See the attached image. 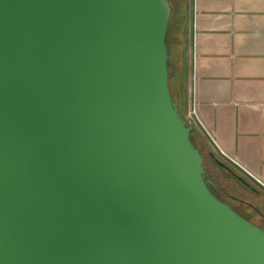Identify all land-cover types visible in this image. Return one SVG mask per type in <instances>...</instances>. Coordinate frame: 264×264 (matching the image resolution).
Here are the masks:
<instances>
[{"label":"water","instance_id":"water-1","mask_svg":"<svg viewBox=\"0 0 264 264\" xmlns=\"http://www.w3.org/2000/svg\"><path fill=\"white\" fill-rule=\"evenodd\" d=\"M171 13L0 0V264H264L172 94Z\"/></svg>","mask_w":264,"mask_h":264},{"label":"crops","instance_id":"crops-1","mask_svg":"<svg viewBox=\"0 0 264 264\" xmlns=\"http://www.w3.org/2000/svg\"><path fill=\"white\" fill-rule=\"evenodd\" d=\"M187 39L196 130L264 189V0H190Z\"/></svg>","mask_w":264,"mask_h":264},{"label":"rangeland","instance_id":"rangeland-1","mask_svg":"<svg viewBox=\"0 0 264 264\" xmlns=\"http://www.w3.org/2000/svg\"><path fill=\"white\" fill-rule=\"evenodd\" d=\"M169 2L172 8L168 38L170 41V50L172 55L173 68H174L173 87L175 90V95L178 98H180L181 97L180 82L182 80L181 78H182V63H183L182 58L186 52V49L184 52L185 45L183 43V35L185 36L186 34L187 36L190 0H169ZM187 45H188V39H187L186 48ZM178 104L180 106V110L184 113L187 108V105H183L181 101H179ZM198 143L199 146L203 147V144H201L199 141ZM215 154L221 161L229 164L230 166L234 167L236 170H239L237 167H235L232 163H230L228 160L223 158L217 152ZM204 166L207 170V173L210 174L209 176L211 177V179L214 182L216 181L215 182L216 184L237 194L243 192V195L246 196L248 200L258 202L261 204L262 207H264V197L258 196L256 193L252 191L244 190V188L240 185L237 179L231 177L226 169L216 165V163L212 161L208 156H204Z\"/></svg>","mask_w":264,"mask_h":264},{"label":"flooded vegetation","instance_id":"flooded-vegetation-1","mask_svg":"<svg viewBox=\"0 0 264 264\" xmlns=\"http://www.w3.org/2000/svg\"><path fill=\"white\" fill-rule=\"evenodd\" d=\"M227 165L229 166V169L223 166L222 167L229 172L231 177L237 179V181L244 188V190L252 191L256 193L258 196L264 197V189L258 183H256L251 177H249L247 174L243 173L242 171L236 170L234 167L230 166L229 164ZM207 175L209 176L210 174L207 173ZM237 175H240L243 178H245L250 183L251 186L246 185L245 183L240 181L237 178ZM215 182L212 180L213 187L215 188L219 197L222 200L228 202L230 205L235 207L242 215H244L245 217L249 218L256 224L264 228V207H262L260 203L252 200H248V198L243 195V192L239 194L235 192H231L225 189L224 187L216 184Z\"/></svg>","mask_w":264,"mask_h":264},{"label":"trees","instance_id":"trees-1","mask_svg":"<svg viewBox=\"0 0 264 264\" xmlns=\"http://www.w3.org/2000/svg\"><path fill=\"white\" fill-rule=\"evenodd\" d=\"M169 27H170V25H169ZM183 33H184V31H183ZM168 35H169V28H168V34H167V44H168V47H169V54H170V85H171V89H172V94H173V96L175 97V99L177 100L178 103H179V101H181L183 103V105H185V78H186L185 59H184L185 55H183V58H182L183 59V63H182V78H181L182 80L180 82V84H181L180 85L181 97L178 98L175 95V90H174V87H173L174 68H173L172 55H171V50H170V41H169ZM183 43L185 45V48H184V52H185L186 44H187V36H186V34H185V36L183 35ZM179 108H180V106H179ZM192 139H193L194 143L200 148V150L202 151L204 156H208L212 161H214L216 163V165H218L219 167H222L211 156L210 153L213 152L212 148L208 147L206 145V143L204 142V140H202V138L200 137L198 131L196 130V127H194V129L192 131ZM198 141L201 144H203V147L199 146Z\"/></svg>","mask_w":264,"mask_h":264},{"label":"built area","instance_id":"built-area-1","mask_svg":"<svg viewBox=\"0 0 264 264\" xmlns=\"http://www.w3.org/2000/svg\"><path fill=\"white\" fill-rule=\"evenodd\" d=\"M191 91H192V87H191ZM184 114L187 117V119L194 124L195 117H196V112H195V109H194V105L193 106H191V105L187 106Z\"/></svg>","mask_w":264,"mask_h":264}]
</instances>
